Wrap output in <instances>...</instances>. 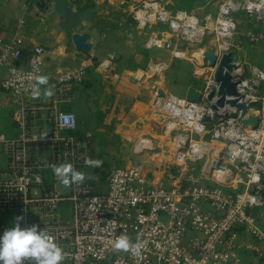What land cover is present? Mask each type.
<instances>
[{
  "label": "built area",
  "instance_id": "built-area-1",
  "mask_svg": "<svg viewBox=\"0 0 264 264\" xmlns=\"http://www.w3.org/2000/svg\"><path fill=\"white\" fill-rule=\"evenodd\" d=\"M217 1V13L203 17L193 11L173 14L158 0L129 8L138 31H153L147 49L173 51L175 59H183L185 47L198 48L202 71L196 75L205 80L196 89L203 98L190 102L156 93L154 109L166 115V132L175 135L173 156L158 166L164 176L150 175L139 162L115 167L102 192L84 181L65 187L53 173L54 165L65 163L80 172L104 169V163L85 164L88 158L100 160L91 151L94 135L77 134V115L63 108L76 100L72 89L83 72L64 75L50 97L39 85L41 95L33 98L35 78L45 72V50L36 46L21 65L24 36L10 41L0 36V88L20 114L21 129L15 139H0L7 160L0 168V235L23 217L21 227L38 225L55 238L66 253L61 264H241L242 249L264 257V67L252 64L245 52L248 43L264 45V0ZM206 51L217 55L215 68L203 58ZM227 54L237 82L236 96L228 99L247 106L243 119H260L257 129L243 125L237 106L212 107L219 99L218 65ZM147 67L159 77L169 65L152 60ZM210 142L223 145L218 155L209 154ZM141 143L135 157L151 151ZM122 234L132 244L143 243L139 257L113 249ZM245 234L258 244L248 245Z\"/></svg>",
  "mask_w": 264,
  "mask_h": 264
},
{
  "label": "crops",
  "instance_id": "crops-1",
  "mask_svg": "<svg viewBox=\"0 0 264 264\" xmlns=\"http://www.w3.org/2000/svg\"><path fill=\"white\" fill-rule=\"evenodd\" d=\"M38 3V0H0V36L4 41H10L18 35L24 36L25 45L18 62L21 65L26 64L36 46L45 50L44 75L48 77V83L40 85L45 97V91L52 89L64 75L72 71L83 72L82 81L75 83L72 89L76 100L64 104L63 108L77 115V134L94 135L91 151L103 161L104 169L85 168L82 172L85 174L84 182H90L101 189L108 171L115 167L130 166L142 158L134 156L136 145H131L130 135L135 132V123L145 117L143 110L155 97L158 88H154V85L148 87L145 79L139 80L141 76H137L138 79L133 76L134 73L148 66L152 60L164 61L170 66L173 80L166 88L178 97L186 98L191 86L202 89L195 81L196 65H199L195 54L199 50L185 51L187 56L198 63L187 60L190 62L186 63L190 65L188 70L183 67L184 59H175L173 51H143L146 47L141 38L142 32L136 35V23L134 26L127 23L125 9L120 5L96 0L97 7L93 8L96 12L90 18L86 14L83 21L72 27L66 18L53 17V7L47 11L39 7ZM130 7L132 4L126 8V12ZM84 33L90 35L88 43L92 45L91 51H78L74 45L73 36ZM245 52L252 64L264 67L263 45L248 43ZM0 111V118L5 123L2 128L9 127L11 136L18 137L21 129L16 119L20 118V114L1 88ZM147 126L153 129V124H146L142 129ZM6 161L0 144V168H6ZM158 166L146 170L150 175L164 176V170ZM242 238L248 245L258 244L251 235L245 234ZM240 255L241 264H264V257L248 250L242 249Z\"/></svg>",
  "mask_w": 264,
  "mask_h": 264
},
{
  "label": "rangeland",
  "instance_id": "rangeland-1",
  "mask_svg": "<svg viewBox=\"0 0 264 264\" xmlns=\"http://www.w3.org/2000/svg\"><path fill=\"white\" fill-rule=\"evenodd\" d=\"M98 1H103V3L108 4L110 3L111 5H120L121 8L125 9V18L127 23L129 24H133L134 26V19L132 17L131 14H129V12H126V8L132 4L133 7L137 6L138 1H132V2H128L126 0H97ZM113 1V2H112ZM162 2L163 7L168 10L169 12L175 14L178 11H193L196 12L198 15H200V17H203L205 14L208 13H217L218 10V4L219 2L217 0H212V1H206V0H158ZM96 0H70V3L73 7H75L76 9H88V8H95L97 7L96 5ZM115 2V4H113ZM149 3L154 2L153 0L148 1ZM100 7V6H99ZM102 8V7H100ZM101 11V10H100ZM127 13V14H126ZM106 17V16H104ZM166 30V29H165ZM152 30L150 28H147L145 31H140L142 32V36L141 38H143L144 45H146L148 43V40L150 38L149 33ZM136 35L138 36L139 31L137 30V32L135 31ZM170 36L166 35V39L169 38ZM263 45V44H261ZM264 46V45H263ZM186 51H189L191 49H195L194 52L198 51V48L195 47H185L184 48ZM143 51H146L147 53H151L154 52V49H142ZM168 50H164L161 52H166ZM145 53V52H144ZM146 53V54H147ZM198 56L195 54V57ZM184 63L185 65H183V67L187 68L188 70L190 69V65L186 64V63H190V62H186L187 60H193V62L195 64L197 61L194 58H191L190 56H187L186 54L184 55ZM168 64V63H167ZM169 65V64H168ZM198 65H196L197 67ZM170 67V66H169ZM168 67L167 71H165L164 73H162L159 77L153 76L152 71H149L146 67H142V69H140L139 71H137L136 73H134V77H139L141 76L142 79H138L139 80H143L145 79V84L149 87V85H154V88H158V92L159 94H161L162 96H165L166 93L168 95L170 94H174L176 95V93H174L173 91H169L166 88V85H169L170 82H173L172 77H171V73L170 68ZM192 69V68H191ZM198 70V72L201 73L202 70H199L198 68L196 69ZM185 71V70H184ZM183 71V72H184ZM140 72H142L143 74H140ZM196 72V71H195ZM139 73V74H138ZM204 76H197L195 77V81L197 83V85H199L200 87H202L204 85ZM175 82V81H174ZM178 82H176L175 84H177ZM147 87V88H148ZM168 90V91H167ZM162 92V93H161ZM166 92V93H165ZM154 98L151 100L149 105H146L145 109L143 110L145 117L143 119H140L137 123H135L134 126H137L134 130L135 132L130 135V139H131V145L135 144L138 145L141 140L143 139H149V140H154V144L156 145V150H152L150 151V153H148L147 155H137L138 157H142L139 158V163H141L142 165H144V167L146 169H149L150 167L153 168L155 165H160L161 163H164L166 160L170 159L173 156V151H174V142H175V135L174 134H170V132H166V127L164 126V120L166 118V115L164 114H160L157 113V111L154 109ZM1 113V111H0ZM148 124H153L152 128L150 129L148 126L146 127V129H142L143 126ZM141 125V126H140ZM140 126V128H139ZM5 127V123L2 121V119L0 118V139L1 138H5V139H15L17 137L15 136H11V131L9 130L10 128H2ZM177 130H180L179 127H177ZM170 131V130H169ZM178 132V131H177ZM176 132V133H177ZM180 133V132H179ZM156 141V142H155ZM211 144H207V145H212L211 147H209V151H211L212 147L214 148L215 151H220L223 148V145L217 142H210ZM131 147V146H130ZM211 154V153H209ZM124 165V164H122ZM125 166V165H124ZM104 190L103 189H99V192H102Z\"/></svg>",
  "mask_w": 264,
  "mask_h": 264
},
{
  "label": "clouds",
  "instance_id": "clouds-1",
  "mask_svg": "<svg viewBox=\"0 0 264 264\" xmlns=\"http://www.w3.org/2000/svg\"><path fill=\"white\" fill-rule=\"evenodd\" d=\"M35 79L37 83L32 88V95L33 98H38L41 95L39 85H46L48 77L39 75ZM44 94L50 97L53 92L48 89ZM102 163L101 160L91 158L85 160V164L90 167H100ZM53 173L65 187L78 185L85 179V174L76 171L70 163L54 165ZM22 219L23 217H16L13 226L0 235V264H24L26 259L35 261V264H61L66 253L55 242V238L45 229L41 230L38 225L21 227ZM112 247L117 251H131L133 256L139 257L143 243L132 244L130 238L122 234L115 239Z\"/></svg>",
  "mask_w": 264,
  "mask_h": 264
},
{
  "label": "water",
  "instance_id": "water-1",
  "mask_svg": "<svg viewBox=\"0 0 264 264\" xmlns=\"http://www.w3.org/2000/svg\"><path fill=\"white\" fill-rule=\"evenodd\" d=\"M128 2L138 1L145 2L150 0H126ZM156 1V0H153ZM39 7L44 10H50L53 7V17H63L66 18L72 27L80 23L85 19V15L87 14V18L91 16L92 13L96 12L93 8L86 9H76L70 3V0H48L47 2L41 1L38 3ZM90 39V35L88 33L84 34H75L73 36V42L78 51H91L92 45L88 43ZM203 58L209 62L210 67L217 66V55L211 52L206 51L203 55ZM236 68V65L233 63L232 56L230 54L224 55L221 59L217 73L216 79L220 83V89L217 93L218 101L216 104L212 105L214 110H219V108L224 107L226 104H230L232 106H237L238 108L243 110L242 114V122L243 125L251 126L253 129H257L260 124V119L258 117H251L249 119H243L247 112V106L245 104H239L237 100H229L228 97H234L237 94V82L234 81V77L229 73ZM162 93V92H161ZM215 97V93L212 92L209 96V100H213ZM186 98L190 102H200L203 98V94L196 89L195 86H191L187 92ZM206 120H209L206 118ZM152 151V150H151ZM143 151L139 152L138 155H141ZM221 161L220 155L217 157ZM164 219H168L167 216L163 215Z\"/></svg>",
  "mask_w": 264,
  "mask_h": 264
},
{
  "label": "bare ground",
  "instance_id": "bare-ground-1",
  "mask_svg": "<svg viewBox=\"0 0 264 264\" xmlns=\"http://www.w3.org/2000/svg\"><path fill=\"white\" fill-rule=\"evenodd\" d=\"M141 144H143L144 147H146L148 150H152V149L154 148V146H155V144H154L153 141H151V140H147V139H143ZM211 146H212V145H211ZM211 146L208 145V147H211ZM211 149H212L211 151H214V148H213V147H212ZM211 151L209 152V150H208L209 153H211ZM219 152H220V151H219ZM219 152H218V151H215L214 153H215L216 155H218ZM211 154H212V153H211ZM211 154H210V155H211Z\"/></svg>",
  "mask_w": 264,
  "mask_h": 264
},
{
  "label": "trees",
  "instance_id": "trees-1",
  "mask_svg": "<svg viewBox=\"0 0 264 264\" xmlns=\"http://www.w3.org/2000/svg\"><path fill=\"white\" fill-rule=\"evenodd\" d=\"M80 9H83V8H80Z\"/></svg>",
  "mask_w": 264,
  "mask_h": 264
}]
</instances>
